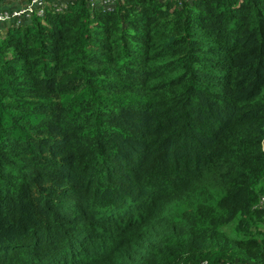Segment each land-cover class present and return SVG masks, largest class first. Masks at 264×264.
Returning a JSON list of instances; mask_svg holds the SVG:
<instances>
[{"label": "trees", "instance_id": "16d2710c", "mask_svg": "<svg viewBox=\"0 0 264 264\" xmlns=\"http://www.w3.org/2000/svg\"><path fill=\"white\" fill-rule=\"evenodd\" d=\"M115 2L0 24V264H264V0Z\"/></svg>", "mask_w": 264, "mask_h": 264}, {"label": "built area", "instance_id": "2783aa9c", "mask_svg": "<svg viewBox=\"0 0 264 264\" xmlns=\"http://www.w3.org/2000/svg\"><path fill=\"white\" fill-rule=\"evenodd\" d=\"M89 2L103 10H111L115 7V0H89ZM67 4V0H10L9 6L0 8V24H22L26 19L34 16L43 17L49 11L60 12ZM264 203V196L262 197ZM199 264H211L203 261ZM231 264V263H227Z\"/></svg>", "mask_w": 264, "mask_h": 264}, {"label": "crops", "instance_id": "0c3cea01", "mask_svg": "<svg viewBox=\"0 0 264 264\" xmlns=\"http://www.w3.org/2000/svg\"><path fill=\"white\" fill-rule=\"evenodd\" d=\"M9 2H10V0H4V1H3V5H4V6H9Z\"/></svg>", "mask_w": 264, "mask_h": 264}]
</instances>
